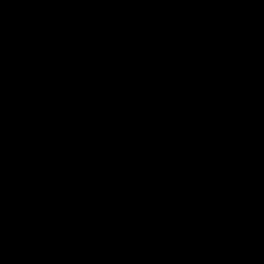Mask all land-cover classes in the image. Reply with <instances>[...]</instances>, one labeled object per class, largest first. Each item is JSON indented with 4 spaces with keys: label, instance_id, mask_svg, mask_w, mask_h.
Instances as JSON below:
<instances>
[{
    "label": "water",
    "instance_id": "water-1",
    "mask_svg": "<svg viewBox=\"0 0 264 264\" xmlns=\"http://www.w3.org/2000/svg\"><path fill=\"white\" fill-rule=\"evenodd\" d=\"M0 264H264V0H0Z\"/></svg>",
    "mask_w": 264,
    "mask_h": 264
}]
</instances>
